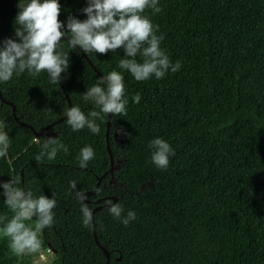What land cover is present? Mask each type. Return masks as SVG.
Wrapping results in <instances>:
<instances>
[{
    "label": "trees",
    "instance_id": "trees-1",
    "mask_svg": "<svg viewBox=\"0 0 264 264\" xmlns=\"http://www.w3.org/2000/svg\"><path fill=\"white\" fill-rule=\"evenodd\" d=\"M58 2L65 31L68 16L87 18L82 12L87 0ZM17 3L0 0V41L18 40ZM158 6L159 13L144 14L164 36L160 46L170 61L181 62L177 72L137 81L119 68L123 49L106 55L83 50L98 74L63 39L58 51L68 53L69 67L58 84L45 72L28 71L0 82L8 101L0 97V120L9 137L0 181L18 177L25 190L56 200L53 224L41 234V250L55 255L52 264H104L106 252L95 242L92 222L83 225L82 204L91 211L102 205L94 220L108 264H264V0H158ZM113 70L123 76L127 115L111 116L108 143L115 169L95 190L110 166L106 123L96 120L99 134L87 127L73 131L67 118L48 125L66 115L65 93L86 115L98 111L84 93ZM136 93L139 103L132 101ZM46 126L45 134H35ZM117 128L125 132L122 142ZM157 137L175 152L164 169L151 162L148 144ZM47 138L68 151L37 161ZM84 146L93 148L94 158L81 168ZM76 191L87 199L78 200ZM106 196L123 206L122 217L133 211L136 219L124 225L113 217ZM0 215H12L2 195ZM21 262L0 238V264Z\"/></svg>",
    "mask_w": 264,
    "mask_h": 264
},
{
    "label": "clouds",
    "instance_id": "clouds-1",
    "mask_svg": "<svg viewBox=\"0 0 264 264\" xmlns=\"http://www.w3.org/2000/svg\"><path fill=\"white\" fill-rule=\"evenodd\" d=\"M18 12L15 17V36L0 41V82L12 79L13 74L19 75L28 71L36 76L41 72L47 73L51 83L58 84L61 74L69 67L68 53L58 51L60 42L65 37L71 48L77 46L87 52L106 55L109 51L123 49V58L119 60V68L131 73L137 81H145L153 76L161 79L168 71L177 72L181 62L172 63L165 50L161 48L164 36L157 35L159 27L154 25L147 9L159 13L161 8L158 0H87V6L82 9L86 19L68 16L65 24L59 20L61 5L58 0H18ZM70 34V37L67 36ZM141 57L137 60L136 57ZM125 86L123 76L118 71H110L98 79L84 93L83 99L91 102L99 110L85 114L79 106H71L66 111L67 124L73 131L87 127L92 133L99 134V119L106 123L105 117L126 116L127 100L124 96ZM140 94L132 97L133 103L140 102ZM7 124L0 120V157L7 155L9 146ZM39 143V141H37ZM151 150V162L157 168H167L169 157L174 155L170 143L162 138H155L148 144ZM68 151L58 139L47 138L41 144L37 161L45 157L51 161L56 158L58 151ZM94 158L91 146L80 149L79 165L87 166ZM18 177L8 181H0V189L4 203L12 215H0V238L8 241V249L14 256L22 257L41 251L43 240L41 234L53 224L56 200L44 194L36 195L31 190H25ZM70 187L75 190L76 183ZM80 201L87 199L84 193L76 191ZM110 214L121 220L124 225L136 219L133 211H128L122 217L123 206L109 202ZM83 225L88 227L92 222V211L82 204ZM35 220L34 224L26 223Z\"/></svg>",
    "mask_w": 264,
    "mask_h": 264
},
{
    "label": "water",
    "instance_id": "water-1",
    "mask_svg": "<svg viewBox=\"0 0 264 264\" xmlns=\"http://www.w3.org/2000/svg\"><path fill=\"white\" fill-rule=\"evenodd\" d=\"M64 39L68 40L67 37H65ZM77 48L81 51L82 55L86 58L87 62L90 64V66L98 73L100 74V72L97 70V68L95 67V65L91 62V60L89 59V57L86 55V53L80 49L78 46ZM60 82V81H59ZM61 84V83H60ZM65 96H66V99L68 101V108L71 107V102H70V99H69V96L67 93H65ZM0 97H1V94H0ZM1 100L3 102H8L6 99H4L3 97H1ZM12 105V110H14V105L11 103ZM64 118H66V115L65 116H62L54 121H52L48 126H51L57 122H60L62 121ZM110 120H111V114H109L107 116V121H106V147H107V151H108V154H109V158H110V166L108 168L107 171H105L101 176L98 177V180H97V183H96V187H95V190L97 189L101 179L103 178V176L107 173V172H113L114 169H115V164H114V159H113V154H112V151H111V148H110V145L108 143V132H109V127H110ZM21 125H24V126H28L27 123L25 122H22V121H18ZM44 127L42 130L38 131V132H35L36 135H41V134H45L46 132V129L47 127ZM55 132H53L52 134H50V136H54ZM106 199H111L112 201H110L111 203L115 202L116 198L115 197H111V196H106L105 197ZM101 199H97V201H100ZM109 203V202H108ZM102 207V205H98L96 207H94L92 209V228H93V235H94V239H95V242L106 252V260L104 262V264H108L109 262V252L102 246L100 245L97 237H96V223H95V220H94V212L98 209H100Z\"/></svg>",
    "mask_w": 264,
    "mask_h": 264
},
{
    "label": "rangeland",
    "instance_id": "rangeland-1",
    "mask_svg": "<svg viewBox=\"0 0 264 264\" xmlns=\"http://www.w3.org/2000/svg\"><path fill=\"white\" fill-rule=\"evenodd\" d=\"M116 136L119 141H124L125 132L122 128H117ZM54 253L49 249L41 250L38 253H33L31 255L22 256V262L16 264H52L54 259Z\"/></svg>",
    "mask_w": 264,
    "mask_h": 264
}]
</instances>
